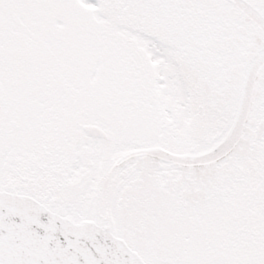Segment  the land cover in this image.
<instances>
[{
  "label": "snow or ice",
  "instance_id": "obj_1",
  "mask_svg": "<svg viewBox=\"0 0 264 264\" xmlns=\"http://www.w3.org/2000/svg\"><path fill=\"white\" fill-rule=\"evenodd\" d=\"M0 264H264V0H0Z\"/></svg>",
  "mask_w": 264,
  "mask_h": 264
}]
</instances>
